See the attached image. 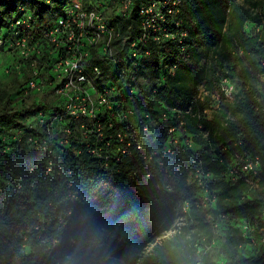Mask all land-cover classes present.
Returning a JSON list of instances; mask_svg holds the SVG:
<instances>
[{
	"label": "trees",
	"instance_id": "obj_1",
	"mask_svg": "<svg viewBox=\"0 0 264 264\" xmlns=\"http://www.w3.org/2000/svg\"><path fill=\"white\" fill-rule=\"evenodd\" d=\"M138 3L134 1L133 11L125 17L109 12L122 34L116 42L122 38L130 42L137 36ZM257 6L253 11L242 0L181 1L179 11L166 23L176 33L179 29L171 22L179 21L186 35L150 39L151 53L144 54L141 67L134 66L130 73L139 86L131 104L142 118L140 124L120 123L101 114L106 132L110 123L115 131L124 132L126 127L139 131L130 152L115 150L108 160L88 151L80 122L65 117L52 91L29 88L31 61L39 59L37 55L28 60L16 52L8 54L18 93L39 99L17 108L11 106L8 94L0 111V139L11 132L22 135V140L24 134H32L49 140L52 152H33L22 144L21 152L0 155V264H198L194 240L182 239V233L176 235L179 242L166 241L149 254L145 250L154 235L170 230L177 218L184 217L188 224L184 232L188 228L209 231L210 216L227 217L237 226L219 249L204 257L203 264H264V244L252 255L239 251L247 239L244 221L264 226V1ZM64 7V0H0V34L11 31L13 21L22 16L21 8L33 12L40 31L51 27ZM45 58L39 60V69ZM96 62L105 75L111 73V64ZM227 77L236 83L233 101L222 97L213 108L211 95L199 97L202 89L209 94L220 89V81ZM54 112L63 115L61 126L71 130L54 132L55 139L69 138L66 146L48 139L46 127L38 125V118ZM32 120H37V127L31 128ZM144 125L149 128L145 138ZM173 127L179 143L162 160L169 172L179 168L169 175L157 162L160 156L152 160L150 156L152 150L169 143L167 132ZM137 140L145 151L137 149ZM0 141V150L19 145L11 139ZM113 146L118 147L115 142ZM236 152L260 158L257 187L226 176ZM194 160L211 174L210 189L218 193L213 206H203L199 188L190 180ZM167 184L173 189L168 190Z\"/></svg>",
	"mask_w": 264,
	"mask_h": 264
},
{
	"label": "built area",
	"instance_id": "obj_2",
	"mask_svg": "<svg viewBox=\"0 0 264 264\" xmlns=\"http://www.w3.org/2000/svg\"><path fill=\"white\" fill-rule=\"evenodd\" d=\"M64 1L62 15L51 27L40 31L35 26L36 17L33 12L21 8L22 16L13 21L11 31L8 34H0V58L16 52L20 58L29 60L31 55L36 54L39 59L31 61L33 69L28 82L29 88L40 92L46 90L53 92L55 99L65 110V117L80 122L82 137L92 155L100 158L105 156L108 160L115 150L126 154L130 152L134 144L133 138L139 131L136 127H126L123 129L124 132L115 131L117 128L110 123V129L106 132L101 114L108 115L120 123L133 121L137 125L140 124L142 118L136 110L132 109L134 107L131 104L133 94L137 92L139 86L135 75L132 76L130 73L134 66L135 69L141 67V58L144 54L151 53L147 48L150 39L158 41L161 40V35L171 39L186 35L185 31H181L179 21L171 22L176 29L177 27L179 29L176 33L170 32L169 25L166 23L168 16L179 11L182 0H139V32L130 42L126 38L116 42L122 34L117 32V23L111 21L109 12L113 11V14L123 17L128 16L133 11L134 1L137 0ZM44 58L45 61L41 63L43 67L39 69L37 64ZM96 61L111 64L113 66L111 73L105 75L101 63ZM16 67L20 69L19 64ZM108 76L111 79H108ZM219 87L220 89L218 88L212 94L202 89L199 97L203 99L206 95H211L213 108L218 106V101L222 97L226 101L234 100L236 85L229 77L223 78ZM125 106L129 109L122 111ZM210 112V109H205L206 114ZM41 115L43 112L40 113ZM146 117L149 115L146 114ZM37 120L40 127H46V136L52 141L56 136L54 132L58 128L66 133L71 132L70 129L61 126L63 115L59 113L54 112L46 119L40 117ZM35 127L37 126H31V128ZM143 130L145 138L149 128L144 125ZM175 131L176 127L170 128L167 132L169 143L151 152V160L156 156L161 157L157 161L161 170L165 169L162 158L166 154L174 153L175 145L179 143L174 136ZM178 131L181 136L184 135L182 129ZM6 134L11 141H18L19 145L17 144L13 149L6 145L0 150V155L7 152L15 155L23 150L22 144L28 145L33 152L42 153L46 150L52 152L49 140L43 137L30 134L26 141H23L19 134L13 132ZM8 136L1 139L8 143ZM55 141L66 146L69 138L55 139ZM114 142L118 145L117 149L113 146ZM187 143L191 145L190 140ZM136 147L138 150L145 151L140 140L136 141ZM224 151L227 152L228 148H224ZM231 157L226 176L230 180L244 179L250 187H257L260 182V158L247 152H236ZM150 159L148 166L151 168L153 164ZM178 168L179 165L172 168L170 172L169 169L165 171L172 175ZM210 178L211 174L203 169L202 163L194 160L193 175L190 180L198 186L203 206L206 207L215 205L218 200V193L210 189ZM166 187L168 190L173 189L170 184ZM188 208L189 204L186 202L183 210L187 212ZM208 219L212 222L216 220L213 216ZM179 220L183 221L184 217H180ZM242 227L244 235L247 236L255 228V223L244 221Z\"/></svg>",
	"mask_w": 264,
	"mask_h": 264
},
{
	"label": "rangeland",
	"instance_id": "obj_3",
	"mask_svg": "<svg viewBox=\"0 0 264 264\" xmlns=\"http://www.w3.org/2000/svg\"><path fill=\"white\" fill-rule=\"evenodd\" d=\"M264 0H246L243 3L247 7H249L253 11L258 10L257 2ZM9 55H5L0 58V111L3 109L5 104L8 102V94L10 93L12 97V107L21 108L27 102L28 104L33 103L34 100L39 99V97H28V92L18 93V79L17 76L9 69V65L12 60ZM261 78L264 80V72L261 74ZM233 83L234 79L229 78ZM236 80V78H235ZM241 81V80H240ZM242 83V81H241ZM240 83V86H241ZM236 85V83H235ZM17 91V92H15ZM53 100V98H52ZM47 101L51 102V99L47 97ZM33 121V120H32ZM30 123V125L36 126L37 120ZM29 125V126H30ZM22 137V135H21ZM27 134H24L23 140L26 141ZM215 221H210L209 231L205 230H197L196 228H188L185 232L183 226H186V221L176 219L173 226L168 231H163L154 235L151 239L149 245L145 250V254H149L153 248L157 245L164 244L166 241L175 240V242H179L180 239H176V235L184 234V240H194V244L196 246L197 253L199 255V260L201 264H203L202 260L204 257L211 254L215 249H219L222 246L223 241L225 240L227 234L231 231L232 227H236L237 223L228 219L227 217H219L215 218ZM181 234V235H182ZM175 238V239H174ZM203 242V246L200 244ZM207 242V243H206ZM264 244V226H255L253 230H251V234L247 235L246 241L239 247V251L244 255H252L255 254L259 248ZM140 264V263H138Z\"/></svg>",
	"mask_w": 264,
	"mask_h": 264
}]
</instances>
